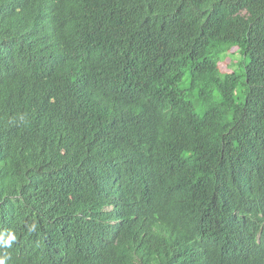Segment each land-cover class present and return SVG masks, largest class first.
Returning a JSON list of instances; mask_svg holds the SVG:
<instances>
[{"label":"trees","instance_id":"obj_1","mask_svg":"<svg viewBox=\"0 0 264 264\" xmlns=\"http://www.w3.org/2000/svg\"><path fill=\"white\" fill-rule=\"evenodd\" d=\"M0 260L264 264V0H0Z\"/></svg>","mask_w":264,"mask_h":264},{"label":"rangeland","instance_id":"obj_2","mask_svg":"<svg viewBox=\"0 0 264 264\" xmlns=\"http://www.w3.org/2000/svg\"><path fill=\"white\" fill-rule=\"evenodd\" d=\"M232 51H235L234 55L237 54L236 50H232ZM231 61L232 59L228 57L226 60L223 59V61L220 62V67L222 68L223 71L230 72L234 69V67L231 65Z\"/></svg>","mask_w":264,"mask_h":264},{"label":"clouds","instance_id":"obj_3","mask_svg":"<svg viewBox=\"0 0 264 264\" xmlns=\"http://www.w3.org/2000/svg\"><path fill=\"white\" fill-rule=\"evenodd\" d=\"M12 239H14V237H9V240H12ZM0 264H4V262L2 261V260H0Z\"/></svg>","mask_w":264,"mask_h":264}]
</instances>
